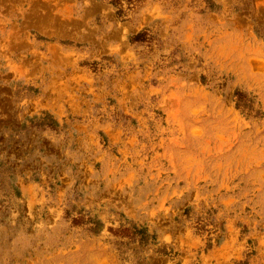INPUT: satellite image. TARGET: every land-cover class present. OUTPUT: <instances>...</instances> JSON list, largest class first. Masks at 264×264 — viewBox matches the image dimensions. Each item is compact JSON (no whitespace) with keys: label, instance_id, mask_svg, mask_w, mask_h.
Segmentation results:
<instances>
[{"label":"rangeland","instance_id":"rangeland-1","mask_svg":"<svg viewBox=\"0 0 264 264\" xmlns=\"http://www.w3.org/2000/svg\"><path fill=\"white\" fill-rule=\"evenodd\" d=\"M0 264H264V0H0Z\"/></svg>","mask_w":264,"mask_h":264}]
</instances>
